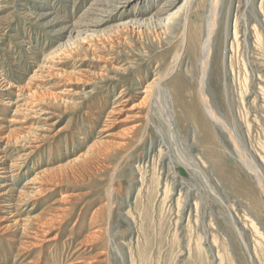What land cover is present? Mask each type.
Instances as JSON below:
<instances>
[{
	"label": "rangeland",
	"instance_id": "1",
	"mask_svg": "<svg viewBox=\"0 0 264 264\" xmlns=\"http://www.w3.org/2000/svg\"><path fill=\"white\" fill-rule=\"evenodd\" d=\"M96 1L0 0L2 77L24 86L25 92L34 91L33 86L26 84L33 72L44 63L46 57L66 51L64 45L70 39L71 44L76 42L77 39H73L77 31L82 30L78 24L92 18L87 12ZM169 1L133 0L119 10L122 19H105L107 22L103 26L88 32L95 36L93 40H86V43L81 41L74 51L70 50L74 53L72 58L60 64L66 75L51 79L47 77L45 82H33L35 85L41 83L44 91L39 96L43 100L38 108L41 111L32 121L35 126L50 125L49 132H43L48 138L40 147L27 152L19 146L10 147L9 161L18 162V165L13 169L15 176L9 184H14L16 198L27 200L29 191H35L34 194L38 191H28L27 187L36 188L50 180L56 183L52 192H44L29 200L22 214L25 216L44 215L49 219L48 215L51 214L46 209L64 195L76 200L77 205L68 219L58 225L60 230H52L53 235L60 232L61 236L56 242H46L48 236L40 232L45 229L39 225L32 226L36 229L34 231L39 232L38 237L33 239L38 244L34 250L27 251L29 256L17 254L25 248L20 243L33 241L27 238L31 230L26 231L30 226H14L8 221L13 218L9 217L0 222V228L9 225L8 229L0 232V264H22L26 257L29 260L37 259L38 264H54V253L60 259H65L69 253L63 247L66 239L73 235L72 242L76 246L78 239L91 235L94 227L105 226L107 230L97 235L98 241L91 254L104 252V255H96L92 264H219V259L215 258L217 251L224 261L226 259L225 264H253L247 249L253 250V239L250 237L253 230L263 240L264 246V194L259 190L255 177L242 167L235 146L225 132L215 126L212 128L226 158L219 166L209 167L199 146L201 138L198 133L203 120L198 116L186 120L178 112L175 113L177 90L172 86L173 82L189 79L190 71L191 74H197L198 71L192 66L190 56L184 55L174 65L172 75L169 78L166 76L184 21L187 18L195 19L200 13L207 14L211 0H188L180 14L165 29L167 25L156 21L157 12L163 7L168 9ZM262 1L221 0L220 22L223 25V22L228 21L226 31L230 37L226 41H222L225 34L220 38L221 48L217 55H221L227 47V58L221 62L218 56L216 64L228 72L227 90L224 93L227 96L225 98L233 102H237L239 94L238 86L233 83L230 65L235 19L239 18L241 42L244 41L245 28L249 32L254 26L256 31H260V38L264 42ZM183 2L181 0L179 6ZM228 16L229 20L226 19ZM248 37L251 45L252 32ZM243 46L237 53L238 57L234 58L241 67L247 65L249 71L248 87L243 92L242 117H248L252 122L253 117L257 116V122L252 126L257 130L256 125H263L260 131L257 130V137L262 138L264 109H261L257 97L258 77H252L253 65L248 60L250 52L242 50ZM260 70L254 66V73ZM258 73L264 75L263 70ZM157 77L164 81L160 79L153 84ZM193 81L190 86L197 88L196 76ZM149 86L154 89L144 92ZM224 93L222 91L220 97L215 99L221 110L225 108L221 99ZM125 100H128L126 104ZM123 103L130 110L116 115L114 110ZM15 109V106L0 104V124L5 126V134L17 128L16 121L21 116L14 114ZM101 140L109 142L104 145ZM252 144L243 145L242 151L251 158L249 151L252 150ZM24 153L30 155L25 157ZM140 178H143L141 182L144 185L153 183L150 193L152 204L149 208L152 220L141 230L137 226L141 211H137V208L145 201L147 193L146 189H141ZM2 180L0 176V184ZM30 180L38 184H30ZM139 196L142 197L137 200ZM253 196L257 199L253 200ZM248 198L252 200L247 201ZM222 199L226 207L232 204L240 235L230 226L227 209L220 202ZM195 202L198 204V215L193 208L190 216L184 205L191 206ZM94 215L97 217L92 218ZM102 216L109 219H103ZM188 238H192L193 254L187 251ZM41 239L46 241L41 242ZM54 243L57 245L53 246ZM216 246L218 249L213 250ZM101 258H107L106 263L98 262Z\"/></svg>",
	"mask_w": 264,
	"mask_h": 264
},
{
	"label": "bare ground",
	"instance_id": "2",
	"mask_svg": "<svg viewBox=\"0 0 264 264\" xmlns=\"http://www.w3.org/2000/svg\"><path fill=\"white\" fill-rule=\"evenodd\" d=\"M132 1L133 0H97L96 2H94L92 4V6L88 9V12H87L89 15H92V18L89 20L85 19L86 21H83V22L78 24V28H82V30L77 31L78 34L73 39V40L77 39L76 42H72V44H71L72 40L70 39V41H68V44L64 45V50L66 49V51H63V52H65V53L59 52V54H55V55L51 54L49 57H46L44 60V63L40 64L36 68L37 70H35L33 72V75L30 77L28 82L27 83L25 82L27 85L33 86L32 88L35 89L34 91L29 90L28 92H25L24 86L16 85V83H13L11 80L2 77V75L0 73V104H3V106H9V107L15 106L16 109L14 110L15 111L14 114H17V116H21L19 119L16 118L17 119L16 122L18 124L17 125L18 129L16 128L10 132L7 131L6 134L4 133L5 132L4 130H6L5 126H1V124H0V174H1L0 176L4 180V181L2 180L3 182L0 184V188H3L0 191V213L2 214V216L0 217V222L7 220L9 217V219L13 218L12 220H8V221H10L9 223H12V225H14V226L27 227L29 225L30 227L27 228L29 230L26 229L27 230L26 231L24 228H22V229H24L26 232H29L31 230V232H29V235L27 237L31 240H33V239L35 240V238L38 237L37 233H39L37 231H34L36 229L32 228V226H38L39 225V227H41V229L42 228L45 229L44 230L45 232L43 230L40 232H43L45 235L48 236V238H47L48 241H46V239H44V240L41 239L42 240L41 242H45V241L46 242H56V240L61 235H60V232L53 235L54 233H52V230H55V231L60 230L58 228V225H60L63 221L68 219V217L72 214V212L75 211L76 205H77V203L75 202L76 200H73L72 197H66L64 195L65 197L63 196L61 198H57L55 200V202L53 204H51L52 206H49L46 209V211H50L48 213L51 214V215H48L49 219L47 216H44V215H42L41 217L40 216L39 217L38 216L37 217L27 216V215L25 216L22 214L25 211L24 207H27V205L29 204V200L34 198L36 195H41L44 192H47V193L52 192V189L54 186H56V183L50 180V182H48V183L45 182V184H41L38 187L36 186V188H33V187L28 188L27 187L26 189L28 191H29V189L38 190L35 194H34L35 191H33V192L29 191L28 196H27V200L26 199L22 200V199H20L21 197L16 198L14 195V191H13L15 188L13 186L14 184L13 183L9 184V182H12L13 177L15 176L13 174L14 173L13 169L16 165H18L17 164L18 162L9 161V160H11L10 159L11 156L9 154L10 147L19 146L21 148H24L25 149L24 151L27 152V150H31V149L34 150V149L40 147L39 145H41L44 141H46V138H48V136H46L44 133L49 132L48 127H50V125L47 126V125L42 124V125L35 126L33 121H32V119L36 118V115L38 114V112L41 111L38 108H39V105L42 104L43 100L41 101L39 96L41 94L40 92L44 91L43 90L44 87H42L41 83L40 84L37 83V85H35V84H33V82H36V81L45 82V79H47V77H50V79H51V77L59 78L60 76L64 75L65 72H64L63 68H61L60 64L63 63L64 60H69L72 58L71 55H73L74 53H72L71 51H74L76 49V45H78V43L81 41H85L84 43H86L87 42L86 40H90L92 38L94 39L95 36L92 33L88 34V32L90 33V31H92L93 29H96L99 26H103V24H105L107 22V21H105V19L114 20L113 17L121 18L123 15L119 14V10L121 8H124L125 6H127V4H129ZM187 1L188 0H184V2L179 6L181 0H170L168 2V5H167L169 7L168 9L163 7L162 9H160L157 12V20L156 21L158 23H160L161 25H165V26L167 25L165 27V29H167L171 20H173L178 14H180L183 6L185 5V2H187ZM263 3H264V1L261 2V9L264 8ZM220 9H221V0H211L207 14H203V13L201 14L200 13L196 16L195 19L187 18V20L184 21L183 31L179 35L178 46L176 47V50L174 51V55L171 57L172 58V61H170L171 67L169 68V70H168L169 72L166 76L169 78V76L172 75L173 68H175L174 65L178 61L180 62L182 60V57H184V55L188 54L190 56V59L192 61V66L195 69H198V71H197V74H195V73L191 74V71H190V75L188 74L189 79L187 78L186 80L181 81V82L180 81H174L173 82L172 86L174 88H176V90H177V93H176V97H177L176 98L177 99L176 100L177 101L176 102V105H177L176 109L177 110L175 111V113L178 112L179 115L183 118H186V120L197 118V116L201 120H203L204 123L202 126L200 125V131L198 133L200 138H201V139L199 138L201 140V143L199 146L203 150V153H204L203 156H204L205 160L207 161L206 164L209 167L219 166L221 164L222 160L226 158V155L222 151V148H223L222 145L216 140V136L213 135V129L212 128H214V126H215L218 129H220V131L225 132L228 135L231 142L235 146V153L238 154V157H239L238 160H240L242 167L246 170L247 173H250L252 176L255 177L254 180L256 179L255 181H257V184L259 185V190H261L262 193L264 194V138H263L264 136L263 137L261 136L262 138L257 137L258 131H260V129L262 128L263 125L262 126L259 125V127H258V125H256L257 127H255V128H257V130H258L257 131L256 129H254V126H252V124H256L257 116L253 117L252 122H250V118L247 117V118L243 119V117H242V110H244L243 106H242V103L244 100L243 99V92L248 87L249 71H248L247 65H244L241 67L240 62L237 63V62H235V59H234L235 56L238 57L237 53H239L241 46L244 45L242 47V50L243 49H245L247 51L249 50L248 52H250V54H249L250 59H248V60H249V62H251L250 65H253L252 77H254V76L258 77V79H257L258 84L256 87V88H258V92H257L258 96L257 97H259L261 109L262 108L264 109V75L261 73H258L261 70L264 71V42H263V39L260 38V31H258V30L256 31V29H254L255 26L252 27V29L249 32H248V30H246V28H245L244 32L242 31L243 35H244V41L241 42L240 41V35H239V18L235 19L233 42L231 43V49H230V51H231L230 52L231 53V57H230V61H231L230 63L231 64L230 65H231V75L233 78V83L234 84L236 83V85L238 86L239 92H237V93H239V94L237 97L238 98L237 102H233L229 99H226L225 97H227V96H225L224 91H225V89L227 90L226 83H227L228 72H227V70H225L224 68H222L218 64H216V62H217L216 59L218 58V56H220L221 62L226 60V58H227V47L225 49H223V53H221V55H217V53H220L219 52V49L221 48L220 38L225 34L224 35L225 37L223 36L224 40L222 39V41H226L229 39L230 34L228 31H226V26L228 25V23H227L228 21L223 22V25L220 22ZM227 12H228V10H227ZM239 12H240V10H239ZM164 15H166L167 18H162ZM227 15H228V13H227ZM229 18L230 17L228 16L226 19L229 20ZM263 19H264V16H263ZM263 23H264V20H263ZM117 26H118V24H117ZM222 30H223V33H222ZM250 32H252V36H253V43L251 45H250L249 40H248V38H249L248 36L250 35ZM73 34H74V32H73ZM91 45H94V44L92 43ZM73 46H75V48H73ZM88 46L89 45H87V47ZM105 46H108V44H106ZM68 47H71V48H68ZM67 48L69 49V51H67ZM100 48H101V45H100ZM102 49H104L103 46H102ZM254 66H255V68L257 67L258 70L259 69H261V70L254 73ZM52 69L54 70L52 72L53 74L51 73ZM45 70L48 72H46ZM44 73H47V74L45 75ZM194 76H196L197 88L190 86L191 82L192 83L194 82L193 81ZM225 77H226V81H225ZM160 79H161V77H160ZM160 79L158 77L156 79H154L153 84H155V82H157V81H160ZM162 81H164V80H162ZM61 85H62V83H61ZM172 86H171V88H172ZM228 87H230V85ZM150 89H151V86L146 87L144 92H148ZM152 89H154V88H152ZM176 90H175V92H176ZM222 91L224 94L222 95L221 99L223 101L222 103H224V106H225L224 110L223 109L221 110L220 107L218 106V103L216 102L217 97L218 96L220 97ZM45 92H46V89H45ZM171 92H172V90H171ZM180 95H182L181 99H180ZM126 102H128V100L124 101L125 104H126ZM64 103H65V101H64ZM124 103L122 105H120L122 107L119 106V108L117 107L114 110V113L116 115L117 114L120 115L122 112H126V111L130 110V109H126L127 106ZM4 111H7V110L4 109ZM261 117H262V115H261ZM1 120H2V118H0V122H1ZM120 122H122V121H120ZM107 136H109V134ZM101 142L105 145V144H108L109 141L101 140ZM251 143H254V145H255V146L253 144H252L253 146L250 145L252 147V150L251 151L248 150L250 152V154L252 155V158L249 155L247 156L245 153L242 152L244 150L243 145L251 144ZM2 144H4V145H2ZM13 149H14V147H13ZM24 154H25L24 155L25 157H28V155H30V153H24ZM18 158H19V156H18ZM12 159H14V158L12 157ZM16 169H17V167H16ZM211 169H212V171L214 170L213 168H211ZM214 172H215V170H214ZM142 179L143 178H140L139 183H141V189H146L147 197H146L145 201L142 202V204L140 206H138L139 208H137V211H141L139 213L138 220H137V226H140V228H139L140 230L143 228V226H145L146 223H148L149 221L152 220V218H151L152 215H150L149 208L151 207V204H152V200L150 198V196H151L150 193H151L152 188H153V183L148 182V184L144 185V183L141 182ZM30 181H31L30 184H38V183H33L32 180H30ZM21 192L22 191L20 190V193ZM213 195H215V193H213ZM17 196H20V195L17 194ZM141 197L142 196H139L137 198V200ZM180 199H181V197H180ZM256 199L257 198L255 196H253V200H256ZM246 200L251 201L252 199L248 198ZM220 202L227 209L229 219H230V226L237 231L236 223L234 220L235 214H233L234 211L232 210V208H233L232 204H230L232 206V208H231V206L226 207L225 201L223 199L220 200ZM133 205H134V203H133ZM184 207H185V210H187V209L189 210L190 216L192 214L193 208L196 209L195 212L198 215V212H197L198 211V204H197V202H195V204H193L191 206L190 205H187V206L184 205ZM157 209L158 208H156V210ZM26 211H27V209H26ZM156 213H157V211H156ZM96 217L97 216L94 215L92 218H96ZM102 218L105 219L106 216H102ZM108 219H109V217H108ZM189 220H191V219H189ZM161 221H163V219ZM207 222H209V221H207ZM188 223H189V221H188ZM151 224H153V223H151ZM202 224H203V222H202ZM232 224H233V226H232ZM247 224H248V222H247ZM204 225H207V224H204ZM247 226H249V225H247ZM106 227L107 226H105V228ZM158 227H160V226H158ZM185 227H187V226H185ZM8 228H9V225L2 226L0 228V232L4 231L5 229H8ZM105 228L94 227L92 232H91V235H87V236H84L82 239H78V244L76 246L73 245V242H72V241H74V240H72L73 239L72 238L73 233H71L72 236L70 237V239L69 238L66 239L63 243V245H64L63 247L66 248L65 250H68V252H69L68 255H66L65 259L62 257L60 259V258L56 257L58 255L54 253L53 258H55V260L57 261V263H56V261L54 260L55 261L54 264H92L93 259L97 257L96 255H98V256H99V254L100 255L102 254L101 256L104 255L103 254L104 252L103 253L99 252L95 255H91V254H92V252H94L93 246L96 245L97 244L96 241H98L97 235L103 234V232H105L107 230ZM155 229H156V227H155ZM205 229H207V228H205ZM38 230H39V228H38ZM209 232H210V230H209ZM186 233H188V231H186ZM251 233L253 235H251L250 233L249 234H250L251 239H253L252 240L253 250L251 251L250 249H247L248 253L250 254L249 257H250L253 264L254 263L255 264H264V246L262 244L263 240H260L259 237H257L258 233L254 232V230ZM136 234H138V233H136ZM141 235H142V232H141ZM238 235H240L239 232H238ZM39 236H41V235H39ZM137 237L139 238L140 236H137ZM213 237L214 236H212V238ZM11 240L13 242V238H11ZM34 240L33 241H27L25 243L24 242L20 243V245H22L21 247H25V248L23 250L20 249L17 256H23V257L29 256L28 255L29 253H27V251L34 250V248H36V244H38V243H35ZM140 240H142V239H140ZM188 240H189V238H188ZM212 240L214 243V239H212ZM187 242H189L188 243L189 244V247H188L189 250L187 249V251H189V254H193L195 251L193 249L194 247H192V243H193L192 238H190V240ZM210 242L212 244L211 240H210ZM56 245H57L56 243L53 244V246H56ZM116 246H118V245H116ZM71 247H73V249L70 250ZM143 248H145V247H143ZM157 248H159V247H157ZM215 248H217V246L214 247L213 250H215ZM155 250H157V249H155ZM138 251L140 252V250H138ZM184 251H186V249ZM63 253H66V252H63ZM39 256H41V255H39ZM63 256H65V255H63ZM153 256H154V254H153ZM191 257H193V256L191 255ZM215 258L217 260L219 259V261H220V262L218 261L219 264H223V263L225 264L226 259L224 261V259L221 258L219 251H217ZM39 259H40V257H39ZM106 259L107 258H104V259L101 258L100 260H98V262L106 263V261H107ZM156 260L157 259H154V261H156ZM144 261H145V259H144ZM150 262H151V259H150L149 263ZM22 264H38V261H37V259L36 260H29L26 257L23 260ZM156 264H158V263H156Z\"/></svg>",
	"mask_w": 264,
	"mask_h": 264
}]
</instances>
